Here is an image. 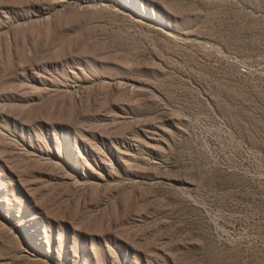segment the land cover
Segmentation results:
<instances>
[{
  "label": "rangeland",
  "instance_id": "rangeland-1",
  "mask_svg": "<svg viewBox=\"0 0 264 264\" xmlns=\"http://www.w3.org/2000/svg\"><path fill=\"white\" fill-rule=\"evenodd\" d=\"M0 264H264V0H0Z\"/></svg>",
  "mask_w": 264,
  "mask_h": 264
}]
</instances>
